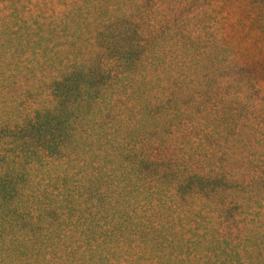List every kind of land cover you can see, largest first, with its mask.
<instances>
[{
	"label": "trees",
	"instance_id": "16d2710c",
	"mask_svg": "<svg viewBox=\"0 0 264 264\" xmlns=\"http://www.w3.org/2000/svg\"><path fill=\"white\" fill-rule=\"evenodd\" d=\"M119 1L49 105L0 41V264H264V0Z\"/></svg>",
	"mask_w": 264,
	"mask_h": 264
},
{
	"label": "rangeland",
	"instance_id": "374dc122",
	"mask_svg": "<svg viewBox=\"0 0 264 264\" xmlns=\"http://www.w3.org/2000/svg\"><path fill=\"white\" fill-rule=\"evenodd\" d=\"M120 6L119 0H0V41L20 47V62L37 73L35 97L40 104H51L49 77L65 61H73V55H83L85 34L76 41L71 30L104 29L111 16L121 13Z\"/></svg>",
	"mask_w": 264,
	"mask_h": 264
}]
</instances>
